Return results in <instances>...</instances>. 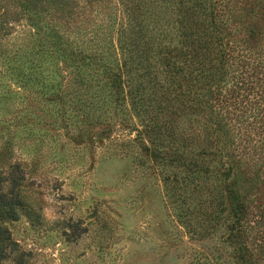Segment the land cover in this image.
I'll list each match as a JSON object with an SVG mask.
<instances>
[{
    "label": "rangeland",
    "instance_id": "374dc122",
    "mask_svg": "<svg viewBox=\"0 0 264 264\" xmlns=\"http://www.w3.org/2000/svg\"><path fill=\"white\" fill-rule=\"evenodd\" d=\"M215 1L207 0L208 13L211 6L213 12L218 8ZM5 3L0 0V7ZM15 9L8 6L7 23L0 27V174L19 165L23 204L18 220L1 222L17 247L0 264H197L216 254L229 261L232 250L238 256L236 245L226 243L231 223L236 227L234 208L224 198L222 206L209 204L207 193L208 188L223 190V173L231 165L227 125L208 110L214 102L202 97L203 111L187 118L189 129L200 135L188 149L190 161L204 143L210 144V153L222 148L215 159H199L215 174L191 181L186 178L191 162L168 165L169 138L163 133L155 140L127 106L91 123L74 110L75 100L45 95L41 81L29 75L31 56L41 65L42 52L27 16L11 21ZM208 17L205 24L212 20ZM217 21L220 45L207 55L209 69L216 71L221 51L246 46L254 24L250 16L239 14ZM220 74L221 69L215 78ZM197 182L204 187L201 197L191 191ZM252 191L249 183L241 184L242 195ZM198 203L204 204L199 208ZM198 212L220 218L203 223ZM261 213L258 226L263 229L264 208ZM261 240L264 247V236ZM252 241L247 239L250 257L263 264Z\"/></svg>",
    "mask_w": 264,
    "mask_h": 264
},
{
    "label": "trees",
    "instance_id": "16d2710c",
    "mask_svg": "<svg viewBox=\"0 0 264 264\" xmlns=\"http://www.w3.org/2000/svg\"><path fill=\"white\" fill-rule=\"evenodd\" d=\"M216 3V11L211 6L208 13L207 0H6L0 19L8 17V6H15L19 9L12 11L11 21L24 15L30 21L43 63H33L31 56L29 75L41 81L45 95L75 100L74 110L91 123L127 106L145 121L155 140L163 133L169 138L167 149L172 154H166L172 162L168 165L180 160L184 167L191 160L188 149L200 135L189 129L187 118L203 111L202 97L214 102L208 110L227 125L231 165L223 173V192L206 190L209 204L222 206L224 198L234 208L236 227L231 223L226 243L236 245L238 256L232 250L229 261L222 262L216 254L196 262L256 264L247 239L252 238L256 256L264 258L263 240L259 241L264 228L258 226L264 208V0ZM225 14L248 15L254 24L246 46L227 54L221 51L217 69L221 74L216 79V68L209 69L207 55L220 45L215 26ZM207 15L212 20L205 24ZM210 147L204 143L198 157L190 161L193 170L186 178L197 181L200 174H215L199 162L203 157L215 159L222 151L210 153ZM23 181L19 165L0 174V259L17 247L1 222L19 219ZM244 183L253 188L251 194H241ZM203 188L197 182L191 191L201 197ZM200 204L199 208L204 203ZM197 214L203 223L220 218L208 212ZM203 230L208 225L203 224Z\"/></svg>",
    "mask_w": 264,
    "mask_h": 264
}]
</instances>
